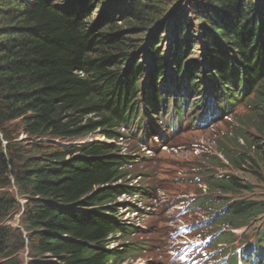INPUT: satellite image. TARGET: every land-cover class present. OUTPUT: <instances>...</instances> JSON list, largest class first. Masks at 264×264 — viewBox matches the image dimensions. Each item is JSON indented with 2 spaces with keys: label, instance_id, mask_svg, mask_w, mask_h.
<instances>
[{
  "label": "trees",
  "instance_id": "1",
  "mask_svg": "<svg viewBox=\"0 0 264 264\" xmlns=\"http://www.w3.org/2000/svg\"><path fill=\"white\" fill-rule=\"evenodd\" d=\"M94 1L0 0V264H123L138 249L112 246L115 234L130 230L116 219L117 200L144 190L132 185L131 156L113 141L127 136L123 127L144 140L142 120L166 106L159 82L171 65L178 83L201 88L200 62L189 59L198 43L190 6L204 31L201 49L211 68L205 77L219 105L230 107L236 95L253 91L243 124L260 139L238 126L234 145L242 152L230 148L223 154L239 169L260 164L264 170V0H189V6L181 3V10L167 13L168 35L162 27L169 17L165 7L157 8L158 0H116L99 20L88 17ZM118 14L132 20V30L158 23L143 58L149 74L138 61L139 43L116 22ZM187 100L177 97L174 103L179 118ZM93 132L105 140L61 144ZM203 179L209 190L222 189L226 202L253 190L234 174L216 178L212 170ZM12 186L21 207L4 191ZM232 200L225 219L235 226L264 213L263 201ZM16 214L22 229L15 231L10 221ZM258 234L264 255V230Z\"/></svg>",
  "mask_w": 264,
  "mask_h": 264
},
{
  "label": "rangeland",
  "instance_id": "2",
  "mask_svg": "<svg viewBox=\"0 0 264 264\" xmlns=\"http://www.w3.org/2000/svg\"><path fill=\"white\" fill-rule=\"evenodd\" d=\"M114 1L116 0H95L93 5H91L89 8L90 15L88 17H93L94 19L99 20L105 11L114 8L112 5L113 3H111ZM158 1V3L156 2L157 8H166L164 14L165 16H167V13H170L172 10H176L181 3L183 8V5L185 6L187 2H189V0ZM150 3L153 4V2ZM186 6L189 5L187 4ZM179 10H181V6ZM195 10L190 6L188 10L189 13L187 11L189 18L191 19L190 24L192 25V29H194L196 37L195 42H198L194 45L195 50L190 51L189 59L191 60L193 57L198 59L200 62V67L204 72H202L200 76L202 81H205L207 79L205 78V74H207L206 71L211 70V68L207 67L203 48L201 49L205 35L204 31L197 25L198 19ZM169 21H171L170 17L166 18L163 22L164 26L162 27V30H166L167 35L170 32V29H168ZM116 22L119 26H121L120 28H123L126 34L133 39V41L136 40V42L139 43L137 45L138 49L136 50V53L139 54L138 61L140 60V63H144V65H146L145 70L146 73L149 74V65L146 64V62H143L142 58H146L145 54L147 52V44L149 40L148 37L151 33L155 34L157 32L156 27L158 23L155 24L154 29L149 27L146 30H143V28L142 30H132V27L135 26L131 24L132 20H129V18L125 19L124 16H120L119 14L116 17ZM137 27H139V25ZM150 29L152 31H148ZM164 34L165 31L162 36H164ZM167 37L168 36H165L164 40H162L161 46H164V48L168 46L166 39ZM189 59H187V61ZM125 65L124 67L127 66ZM171 67L173 66L171 65ZM172 75L173 81H170L171 79L167 74L166 77L159 82L162 83L163 92H168L171 90V86H174V83L177 82L176 74L173 73ZM167 78L170 81L169 83H166ZM205 85L207 87L209 86L208 83H205ZM209 94H213V92L207 90L204 96L207 97ZM251 94L253 95V91ZM209 98L210 97H208V99ZM222 107L226 111L230 109V107L227 106ZM201 111L202 109L194 113L192 115L193 118ZM250 111H252V108L249 103L247 104V102L239 100L235 103L231 111L224 112L218 116L220 117V120L217 117L215 118L217 119L215 122L208 121L204 125H189L185 126L178 132H175L166 140V143L170 145V148H166V146H164L166 143H161V138H159L160 140H155V145V143L151 141L153 135H149L147 133L145 135L147 146H145L144 143H142L136 136L133 135H127L125 138L120 137L118 141H113L117 145L121 146L122 153L125 152L131 156L133 163L132 165H129L128 168L130 169L131 176L133 177L135 175L131 182L132 185L144 188L141 194L134 197L123 195L116 202L118 205L116 219L126 226L130 225V230L129 233L118 232L115 234L112 239V246L115 248L118 247L119 249H121L123 246L126 247L127 244L133 247H138L137 250L129 252V255L127 253L123 264H174L172 262L167 263L169 254L168 250L166 249L168 243L170 241L172 243L171 235H173V229H175L178 225H184V223L189 224L195 222L197 218L201 222L207 220L210 213L203 208L201 210L195 211L193 210L194 208L192 207V203H188V206L184 208L178 218L176 217L177 210L173 200L175 199L179 202H183L186 191L191 188H204L205 182L195 181L188 176L193 174L194 178L198 177L200 179L204 173L199 172L202 170L204 171L206 166L209 168L215 167L216 170L219 171V177L220 175L229 177L227 174L230 173L234 174V176H238V178L247 184L252 185V191L245 190L244 192L233 196L232 199L251 197L253 200L264 202V170L260 167V164H255V167L252 171L239 169L232 165L229 160L225 159L223 154V151H228L230 148L231 153L240 154L242 152L234 145L236 143L234 130L236 127H243L245 134L249 137L256 136L255 132L257 131L254 127H250L248 129L247 126L243 124V121L247 120L248 117L246 118V116ZM121 131H123V129ZM124 132H126V130H124ZM256 138L260 139V135H257ZM103 140L105 139L102 135L97 132H93L84 136L72 138L68 141L62 142L61 144L63 146L81 145L92 141ZM239 141L241 144L245 142L243 139ZM249 153L251 154V151ZM217 155L223 159L222 161L224 163H220L217 160ZM213 161L216 163H210ZM186 170L191 171L189 173ZM255 170H258L260 173L262 176L261 179L258 178L256 173H254ZM4 191H10L15 200L20 202V207L22 206L23 200L21 199V195L17 192L15 186L6 188ZM213 194L216 195L215 200H220L217 202L225 201L223 199L225 193L222 191V189L213 191ZM217 195L221 196V199H218ZM135 207L143 209H140L139 213H136ZM218 212H220V210ZM262 220L263 217L254 221L251 226L245 230V233H248L252 237H256L255 232L261 227ZM10 224H12L15 231L16 229L21 230L22 226L20 214H16L11 219ZM214 226L220 227L218 224H215ZM223 227L225 228H222V231H225V229L228 231L231 230V227L228 224H224ZM242 231L243 229L233 231L236 233L232 243L233 245H236V242L239 243V240L242 238ZM189 241L191 242L192 239L190 238ZM228 246H230V244H228ZM259 251L260 248H256L251 252L252 260L255 261V263L257 261ZM26 256L27 251L21 252L22 258H26Z\"/></svg>",
  "mask_w": 264,
  "mask_h": 264
},
{
  "label": "clouds",
  "instance_id": "3",
  "mask_svg": "<svg viewBox=\"0 0 264 264\" xmlns=\"http://www.w3.org/2000/svg\"><path fill=\"white\" fill-rule=\"evenodd\" d=\"M142 59H143V58H142ZM165 74H166V70H165ZM164 77H165V76H164ZM159 89H160V88H159ZM121 130H122V129H121ZM122 132H123V131H122ZM124 138H125V137H124ZM216 157L219 158L220 160H223V159H221L220 156H218V155H217ZM224 157H225V156H224ZM225 159H227V158L225 157ZM227 160H228V159H227ZM205 186L208 187V186H207V183H205ZM231 223H232V222H230L229 224H231Z\"/></svg>",
  "mask_w": 264,
  "mask_h": 264
}]
</instances>
